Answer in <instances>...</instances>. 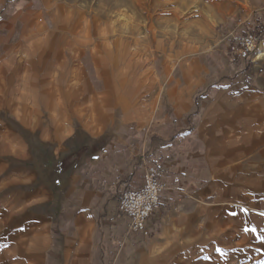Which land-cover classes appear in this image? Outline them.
<instances>
[{
    "label": "crops",
    "instance_id": "crops-1",
    "mask_svg": "<svg viewBox=\"0 0 264 264\" xmlns=\"http://www.w3.org/2000/svg\"><path fill=\"white\" fill-rule=\"evenodd\" d=\"M12 35L0 34V44ZM103 40L113 46L99 58L94 52L106 78L100 96L94 85L60 86L89 94L88 106L76 96L56 106L49 93L59 86L43 79L20 85L24 75L15 70L10 85H0V264H264V101L238 83H205L184 69L159 76L150 68L135 81L129 59L113 76L104 54L116 51L114 39L97 45ZM262 56L263 49L255 55ZM49 66L27 76L46 79ZM160 77L162 101V90L155 91ZM29 90L48 95L16 101ZM106 104L125 122L149 109L152 118L101 132L117 117L97 118ZM147 165L160 170L165 189L144 235L128 231L118 202L143 184ZM241 221L256 231H240Z\"/></svg>",
    "mask_w": 264,
    "mask_h": 264
},
{
    "label": "rangeland",
    "instance_id": "rangeland-1",
    "mask_svg": "<svg viewBox=\"0 0 264 264\" xmlns=\"http://www.w3.org/2000/svg\"><path fill=\"white\" fill-rule=\"evenodd\" d=\"M34 2H40L42 7L34 8L30 0H0V23L8 24V29H0V34L13 32L10 41L0 44V58L7 57L0 62L2 88L4 84L10 85L7 83L11 79L8 75L10 70H15L19 75H24L18 77L22 81L20 85H28L34 79L33 84L40 86L43 79L46 84L59 86V91L49 93L50 100L56 106H62V102L67 100L72 101L74 96L82 97V106H88L91 100L89 94H66L61 92L60 86L94 85L100 96L106 78L97 72V55L94 52H99V58L100 52L109 45L113 46L106 40L102 45H97L98 41L108 37L114 39L116 50L111 56L104 54L112 66L113 76L121 66L122 59H129V71L134 73L135 81L150 68L159 76L165 70L175 68L177 74V70L184 69L196 71L205 78V83H238L243 89L249 88L257 94L255 101H264V56L260 59L255 57L259 50L264 51V34L254 52L246 59H238L228 50L229 41L234 35L261 30L264 33V0ZM139 5L141 8H138ZM36 9L40 13L36 14ZM77 12L81 15L76 16ZM125 38L129 41L128 48L123 47ZM49 39L51 41L48 43ZM64 39L66 45L61 44ZM9 50L11 52L6 56ZM48 62L50 66L45 69H49L46 73L49 76L46 79L37 77ZM197 62L201 66H197ZM32 73L37 75L34 78L27 76ZM163 80L160 77L155 82V91L162 90L161 101L166 85ZM44 95L48 93L29 90L18 93L15 99L17 102H35ZM245 95L243 92V101L249 98ZM84 101L87 103L84 104ZM113 108L106 104L98 109L101 117L95 116L97 118L117 116L104 124L101 132L106 127L108 131H116L124 123L148 125L152 118L149 109L141 117L125 122L118 117H123L122 111ZM57 111L53 109L52 112L57 115Z\"/></svg>",
    "mask_w": 264,
    "mask_h": 264
},
{
    "label": "built area",
    "instance_id": "built-area-1",
    "mask_svg": "<svg viewBox=\"0 0 264 264\" xmlns=\"http://www.w3.org/2000/svg\"><path fill=\"white\" fill-rule=\"evenodd\" d=\"M260 40L255 33L239 34L231 37L228 50L238 59L248 58L256 49ZM160 170L154 165H147L143 184L138 189L125 190L120 194L118 209L129 218L128 231L148 234L146 221L159 207V197L165 184L160 180ZM119 242V247L122 246Z\"/></svg>",
    "mask_w": 264,
    "mask_h": 264
},
{
    "label": "snow or ice",
    "instance_id": "snow-or-ice-1",
    "mask_svg": "<svg viewBox=\"0 0 264 264\" xmlns=\"http://www.w3.org/2000/svg\"><path fill=\"white\" fill-rule=\"evenodd\" d=\"M248 210H249V209H247V208L242 209V211H245V212H247ZM232 215L235 216L236 213H233ZM260 215H264V212L260 213ZM236 227H237L240 231H243V232H255V231H256L255 228L244 227V226H243V221H241V223L238 224ZM238 234H239V233L237 232V235H238ZM221 251H223V250L221 249Z\"/></svg>",
    "mask_w": 264,
    "mask_h": 264
},
{
    "label": "trees",
    "instance_id": "trees-1",
    "mask_svg": "<svg viewBox=\"0 0 264 264\" xmlns=\"http://www.w3.org/2000/svg\"><path fill=\"white\" fill-rule=\"evenodd\" d=\"M247 33H253V32H244V33H242V34H247ZM255 34H256V36L258 37V39L259 40H261V39H263V32H262V30L261 31H259V32H254Z\"/></svg>",
    "mask_w": 264,
    "mask_h": 264
},
{
    "label": "bare ground",
    "instance_id": "bare-ground-1",
    "mask_svg": "<svg viewBox=\"0 0 264 264\" xmlns=\"http://www.w3.org/2000/svg\"><path fill=\"white\" fill-rule=\"evenodd\" d=\"M203 29H201V31H202ZM203 32V31H202Z\"/></svg>",
    "mask_w": 264,
    "mask_h": 264
}]
</instances>
